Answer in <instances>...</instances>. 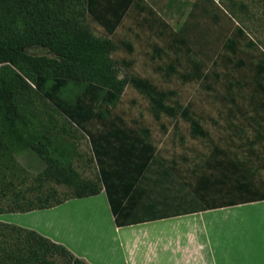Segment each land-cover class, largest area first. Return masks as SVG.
Returning a JSON list of instances; mask_svg holds the SVG:
<instances>
[{"label":"trees","instance_id":"obj_1","mask_svg":"<svg viewBox=\"0 0 264 264\" xmlns=\"http://www.w3.org/2000/svg\"><path fill=\"white\" fill-rule=\"evenodd\" d=\"M66 1L0 0V163L3 164L0 165V171L15 170V153L31 149L46 162L45 178L75 188L74 198L93 197L104 191L118 227L177 216L184 210L197 212L210 209L195 206L193 203L197 202L193 200L186 209L159 213L148 206L147 214H139L141 202L146 196L145 188L149 184L146 181L154 179L153 183L157 184L160 178L168 179L172 173L170 169L158 165L156 169L160 177L156 175V179L151 178L153 167L162 162L152 142L150 130L131 127L114 109L125 87L132 86L149 101L155 119L160 120L163 116L184 119L190 123L194 139L210 140V133L191 106L174 100L176 91L162 90L149 79L134 73L120 78L118 66L128 63L113 59V54L120 49L119 45L108 37L97 36L90 26L91 19L103 24L104 18L95 13V8L101 7L106 0H75L78 9L82 4L81 15L70 12ZM115 17L107 35L114 32L122 16L117 14ZM242 39H246L243 45ZM36 46L47 49L50 56L30 55L27 50ZM224 47L234 54L243 50L253 53L250 55L257 60L259 76L256 82L264 93V49L240 26L226 39ZM157 50L159 54L162 52L161 49ZM195 59L191 56L192 61ZM243 65L241 61L239 66ZM195 67L196 77L206 75H203L204 64L201 61L196 60ZM171 69L175 72L174 66ZM181 77L190 79L188 75ZM239 85V81L229 83L230 88ZM71 91L73 94L67 97L65 93ZM39 95L65 116L75 128L74 131H81L88 136L103 188L97 182L81 177L72 165L70 152L51 153L44 140L46 138L35 134L33 118L25 115L23 110L33 97ZM239 113L241 108L236 105L230 117ZM252 118L262 132L260 135L255 134L254 141L249 142L250 151L255 152L256 144L264 142V126L257 117ZM235 126L231 122L230 127L236 134L248 135L246 128L239 126L236 130ZM205 159L202 168L207 172L199 178L200 183L195 190L196 197H200L202 202L247 203L264 200V194L258 191L259 187L251 182L257 171L248 168L245 158L239 159L236 154L232 157L229 149L214 146L212 153ZM228 180L233 182L236 187L233 189L239 191V196L230 195L233 189L207 196L209 185ZM4 186L13 187V183L8 182ZM3 193L5 189L0 191V194ZM247 195L251 196L239 199ZM57 197L58 192L52 189L45 195L37 196L25 208L15 204L12 211L30 213L51 209L65 202ZM14 199V202H19L17 195ZM6 229L17 233L19 238L25 234L21 240L24 249L21 246L17 250L1 249L0 264H52L48 258L55 253L66 257L69 264H87L65 246L34 230L16 225H6Z\"/></svg>","mask_w":264,"mask_h":264},{"label":"rangeland","instance_id":"obj_2","mask_svg":"<svg viewBox=\"0 0 264 264\" xmlns=\"http://www.w3.org/2000/svg\"><path fill=\"white\" fill-rule=\"evenodd\" d=\"M65 3L68 4L70 12L81 15L82 4L78 9L79 5L75 0H67ZM223 4L228 13L238 20L244 31L264 49V0H223ZM224 17L227 18L226 15ZM231 22L230 19H225L217 30L213 29L209 20L206 24L200 22L201 26L196 30H190V24H186V48L180 51H176L177 46L172 49L165 39L161 47L146 46L142 42L135 47L133 55H128L124 48L113 54L114 60H124L128 63L118 66L120 78L134 73L149 79L162 90L176 91L177 96L174 100L191 106L194 113L202 118L204 128L210 133V140L194 139L191 135L190 123L184 119H172L166 116L160 120L155 119L149 101L132 86L125 87L114 108L115 112L131 127L150 130L152 142L162 162L153 168L163 165L172 173L168 179L160 178L157 184L153 183L154 179L146 181L149 184L148 188H145L146 196L141 202L140 215L148 213L146 209L148 206L160 213L189 208L188 202L193 200L202 202L200 197H196L195 190L200 183L199 178L207 172L202 168V161L212 153L214 146L229 149L232 157L236 154L239 159L245 158L248 168L257 171L251 182L259 189L264 186L262 157L264 142L256 144L255 152L250 151L252 148L249 145L251 140L254 141L255 134L262 133L252 116L257 117L264 126L262 107L264 93L256 82L259 76L257 60L250 55L253 53L243 50L234 54L224 47L226 39L233 35ZM94 32L98 35L103 33L98 30ZM241 42L243 45L246 39H242ZM206 43L213 45L206 47ZM157 49L163 50L161 53H164V56L161 53L160 56ZM27 51L33 56H50L49 51L42 47H32ZM184 53L186 55H183ZM191 56L193 59L196 58L195 61L191 60ZM196 60L204 64L203 75L206 74L204 77L195 75ZM241 61L244 62L243 66H239ZM171 66H174L175 72ZM181 75H188L190 79L184 80ZM234 81H239L240 85L230 88L229 83L234 84ZM72 92L65 94L68 97L73 94ZM232 101H235L234 104ZM236 105L241 108V113L230 117V112ZM23 112L33 118L35 134L46 138L44 140L47 141L51 153L70 152L72 165L81 177L95 181L103 188L99 167L88 136L81 131H74L75 128L65 116L56 111L55 107L41 95L33 97ZM231 122L236 124V130L239 126L246 128L248 135L236 134L230 127ZM242 144L244 145L241 146ZM14 157L15 170L0 171V191L5 189V193L0 194V250L3 248L8 251L17 250L20 246L24 249L21 240L25 234H21L23 237L19 238L17 233L6 229V225L23 224L31 227L40 224L52 234L63 237L72 246L79 245L82 250L87 249L98 257L105 256V252L100 247L115 239V230L113 223L104 213L105 208L103 211L102 206L99 207L98 204L86 202L78 205L80 211L73 208V220L68 205L57 212L41 213L40 216L13 213L15 204L25 208L37 196L45 195L52 189L58 192L57 199L60 201H67L76 196L75 188L56 184L45 178L43 173L46 162L38 153L31 149L20 150ZM154 169L151 172H155ZM184 172H186V188L183 185ZM150 176L156 179L159 175ZM8 182H12L13 187L4 186ZM233 188L236 187L231 180L214 183L208 186L207 196L212 197L219 191L227 193ZM16 195L19 197V202H14ZM230 195L239 196V191L233 189ZM96 232L99 233L98 241L92 239L93 233ZM48 260L52 264H69L66 257L56 253L49 256Z\"/></svg>","mask_w":264,"mask_h":264},{"label":"crops","instance_id":"obj_3","mask_svg":"<svg viewBox=\"0 0 264 264\" xmlns=\"http://www.w3.org/2000/svg\"><path fill=\"white\" fill-rule=\"evenodd\" d=\"M95 13L103 16L104 21L102 24L90 20L93 32H103L101 35L94 34L108 37L124 48L128 55H133L135 47L142 42L146 46L161 47L165 39L172 49L177 46L176 51L186 48V24H190V30H196L201 26L200 22L206 24L209 20L213 29L217 30L225 19H230L232 32L240 26L224 7L223 0H106L101 7L95 8ZM117 14L122 16L119 24L112 34L107 35ZM205 45L211 47L213 44ZM161 54L164 56V53ZM154 171L150 175H157L158 170ZM183 185L186 188V172ZM258 191L264 194V186ZM86 202L102 206L103 211L105 208L104 213L113 223L115 239L100 247L105 256L98 257L87 249L82 250L79 245L72 246L40 224L35 223L31 227L15 225L34 230L65 246L87 264H264V200L247 203L197 202L193 204L210 209L197 212L184 210L177 216L123 227L116 225L104 191L93 197L69 199L57 207L26 214L40 216L41 213L57 212L68 205L73 220L72 209L80 211L78 205ZM188 203L191 206L192 203ZM98 235L93 233L92 239L98 241Z\"/></svg>","mask_w":264,"mask_h":264}]
</instances>
